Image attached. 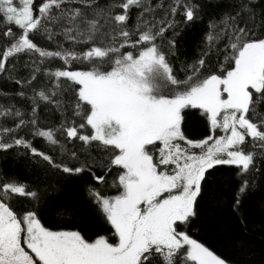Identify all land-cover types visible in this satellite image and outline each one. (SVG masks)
I'll return each mask as SVG.
<instances>
[{"label": "snow or ice", "instance_id": "snow-or-ice-1", "mask_svg": "<svg viewBox=\"0 0 264 264\" xmlns=\"http://www.w3.org/2000/svg\"><path fill=\"white\" fill-rule=\"evenodd\" d=\"M9 155L0 264H264V0H0Z\"/></svg>", "mask_w": 264, "mask_h": 264}, {"label": "trees", "instance_id": "trees-1", "mask_svg": "<svg viewBox=\"0 0 264 264\" xmlns=\"http://www.w3.org/2000/svg\"><path fill=\"white\" fill-rule=\"evenodd\" d=\"M201 25H196L191 30H188L183 36V45L186 53L191 56L195 49V45L200 38L201 35ZM184 131L189 138H202L201 133L203 132V125L201 121L195 115H190L185 124H184ZM0 169L6 172L8 175H16L21 180H25L28 177L26 176V169H25V159L24 157H20L17 160H14L11 155L8 156L7 159H0ZM221 176V183L227 185L228 180L230 178L231 173L227 170V168L222 169L219 173ZM75 195L76 193H72ZM219 200V197L217 198ZM261 199V195L257 193L248 201V207L253 212H256L258 209V201ZM220 223L216 225L213 231L219 233L224 232L228 228H230V222L227 219V212L226 209L224 213L219 217ZM215 247V250L222 251L223 249L220 248L219 242L216 240L212 241V245Z\"/></svg>", "mask_w": 264, "mask_h": 264}]
</instances>
